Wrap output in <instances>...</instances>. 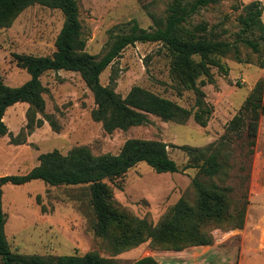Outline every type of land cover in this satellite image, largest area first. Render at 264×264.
<instances>
[{
	"label": "rangeland",
	"instance_id": "rangeland-1",
	"mask_svg": "<svg viewBox=\"0 0 264 264\" xmlns=\"http://www.w3.org/2000/svg\"><path fill=\"white\" fill-rule=\"evenodd\" d=\"M258 1L264 7V0H222L217 5L201 9L193 17L192 27L206 23L222 39L235 41L241 29L238 17L244 5ZM172 2L78 0L88 41L87 52L102 58L108 50L111 35L121 34L134 21L141 28H152L151 15L164 17ZM64 22L60 10L34 5L24 10L10 27L0 26V78L4 84L20 87L30 80L27 70L19 66L17 56L53 55ZM241 52L245 63L232 58L223 59L229 75L225 76L214 68L215 84L203 88L212 111L207 127L197 124L193 118L186 124H178L151 115L145 126L109 134L102 123L93 119L95 97L79 73H46L41 78L46 88V108L38 115L44 121L40 128L27 134V103H18L6 112L4 121L10 134L0 139V177L25 175L39 166L42 154L54 150L67 155L74 148L87 147L96 156L118 155L129 140L159 141L168 146L170 158L180 168L178 173L158 174L148 165L139 164L122 178L107 182L113 209L128 219L159 226L181 199L190 203L196 201L193 181L199 171L185 169L191 160L183 147L204 149L221 142L230 122L239 114L256 84L264 81V69L258 66L260 55L246 47H242ZM113 79L116 93L123 98L138 86L185 108L194 107L192 92L180 95L176 90L169 58L161 44L138 43L128 47L102 74L101 83L107 87ZM242 134L232 137L227 185L234 188L230 200L236 205L232 206L247 202V215L251 211L253 220L262 206L253 201L264 194V117L260 121L252 156L248 155L245 133ZM13 139L24 142L15 144ZM3 208L7 215L8 242L11 250L20 255L84 256L96 252L101 257L114 258L118 264H132L148 256L155 257L160 264L239 262L241 235L237 231L242 230L226 232L220 228L211 230L214 241L209 246L189 247L183 251L155 250L151 241H147L114 257L110 241L96 233L97 219L88 186L52 187L40 180L23 186L8 184L4 187ZM258 233L264 243V227ZM114 234L120 233L116 231ZM259 262L256 264H264V259ZM0 264H3L1 260Z\"/></svg>",
	"mask_w": 264,
	"mask_h": 264
},
{
	"label": "trees",
	"instance_id": "trees-1",
	"mask_svg": "<svg viewBox=\"0 0 264 264\" xmlns=\"http://www.w3.org/2000/svg\"><path fill=\"white\" fill-rule=\"evenodd\" d=\"M222 0H173L164 17L151 15L154 26L141 28L134 21L118 35H111L108 50L102 58L87 52V38L80 19L78 0H0V26L10 27L27 8L42 5L60 10L64 25L56 41V51L51 56H17L19 66L26 69L30 80L20 87H10L0 78V139L10 134L4 121L9 108L18 103L29 104L27 134L40 128L44 121L38 118L46 108V88L41 78L48 72L79 73L93 92L96 109L93 119L102 123L112 134L149 124V116L167 122L186 124L192 118L207 127L211 108L203 90L215 84L213 69L225 76L229 68L223 59L232 58L245 63L241 48L246 47L260 55L258 66L264 69V7L261 2L244 5L238 17L240 32L235 41L222 39L210 26L202 23L192 27V19L201 9L217 5ZM227 34V31H224ZM138 43L161 44L170 62V72L180 95L192 92L193 109L162 97L142 87H134L126 98L116 93L115 80L110 86L101 83V76L122 53ZM264 117V81H259L238 115L230 122L227 133L217 145L204 149L183 147L191 162L185 169H197L193 181L196 201L181 199L161 224L153 227L147 221L128 219L113 209L107 187L125 176L139 164H146L158 174L178 173V164L170 158L168 146L159 141L129 140L118 155L96 156L87 147L72 149L67 155L59 150L42 154L40 164L25 175L0 177V260L3 264H118L114 258L101 257L96 252L84 256L20 255L11 250L6 234L7 215L3 208L4 187L8 184L23 186L33 181H43L52 187L88 186L96 215V233L110 241L113 256L138 248L151 241L155 250L183 251L189 247L209 246L214 239L211 230L226 232L243 230L246 225L247 202L232 206L230 195L234 188L227 185L230 179V146L234 134L245 133L248 155L254 154ZM52 124H54L52 122ZM15 144H23L18 139ZM249 178V177H248ZM239 205V204H237ZM118 231L120 234L115 235ZM132 264H160L152 256Z\"/></svg>",
	"mask_w": 264,
	"mask_h": 264
},
{
	"label": "crops",
	"instance_id": "crops-1",
	"mask_svg": "<svg viewBox=\"0 0 264 264\" xmlns=\"http://www.w3.org/2000/svg\"><path fill=\"white\" fill-rule=\"evenodd\" d=\"M253 202H259L262 206L257 214H254L253 220H251V211H248L245 229L237 231L241 235L238 264H256L260 259H264V243H261L258 233V230L264 227V194L255 198Z\"/></svg>",
	"mask_w": 264,
	"mask_h": 264
}]
</instances>
